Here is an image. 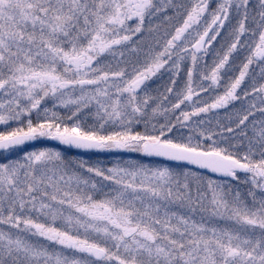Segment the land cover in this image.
Segmentation results:
<instances>
[{"label":"snow or ice","instance_id":"snow-or-ice-1","mask_svg":"<svg viewBox=\"0 0 264 264\" xmlns=\"http://www.w3.org/2000/svg\"><path fill=\"white\" fill-rule=\"evenodd\" d=\"M0 264H264V0H0Z\"/></svg>","mask_w":264,"mask_h":264}]
</instances>
